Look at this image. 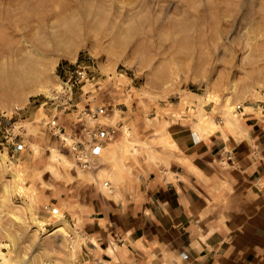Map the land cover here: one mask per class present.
<instances>
[{
  "label": "rangeland",
  "instance_id": "obj_1",
  "mask_svg": "<svg viewBox=\"0 0 264 264\" xmlns=\"http://www.w3.org/2000/svg\"><path fill=\"white\" fill-rule=\"evenodd\" d=\"M0 52V264H129L89 240L113 187L109 140L77 157L84 126L137 121L115 154L156 160L171 120L264 118V0H0Z\"/></svg>",
  "mask_w": 264,
  "mask_h": 264
},
{
  "label": "crops",
  "instance_id": "obj_2",
  "mask_svg": "<svg viewBox=\"0 0 264 264\" xmlns=\"http://www.w3.org/2000/svg\"><path fill=\"white\" fill-rule=\"evenodd\" d=\"M182 118L165 127L171 148L156 160L115 154L125 126L139 122L95 126L109 141L94 173L109 172L113 189L90 215L89 240L114 241L126 263L264 264V118L244 115L234 133ZM152 130L143 127L140 140L150 142Z\"/></svg>",
  "mask_w": 264,
  "mask_h": 264
},
{
  "label": "built area",
  "instance_id": "obj_3",
  "mask_svg": "<svg viewBox=\"0 0 264 264\" xmlns=\"http://www.w3.org/2000/svg\"><path fill=\"white\" fill-rule=\"evenodd\" d=\"M58 96H54L53 98H50L51 101L54 103L56 101ZM58 106H55V110L57 109ZM242 107L241 104L237 105V109H240ZM56 115V114H55ZM53 115L52 120L50 121V126L56 127L59 121V117H56ZM58 128V127H57ZM59 130H62V127H59ZM84 132L78 134H74L73 140L76 141V143L79 146V151H78V159L82 161L81 163L83 164L84 167H87L90 165L89 162V157L91 156L90 152L91 149L102 145L104 142V137H105V131L101 128L94 127L92 129H88L87 126H84L83 128ZM84 157L87 158L84 160ZM104 185L109 186V182L105 181ZM129 264H138L137 260L131 261Z\"/></svg>",
  "mask_w": 264,
  "mask_h": 264
},
{
  "label": "bare ground",
  "instance_id": "obj_4",
  "mask_svg": "<svg viewBox=\"0 0 264 264\" xmlns=\"http://www.w3.org/2000/svg\"><path fill=\"white\" fill-rule=\"evenodd\" d=\"M52 37H54L55 38V36H53V35H51ZM57 37V36H56ZM58 39V38H57ZM1 53V52H0Z\"/></svg>",
  "mask_w": 264,
  "mask_h": 264
}]
</instances>
